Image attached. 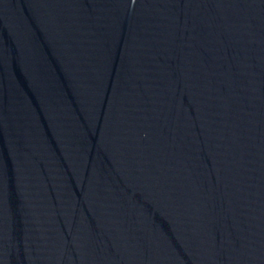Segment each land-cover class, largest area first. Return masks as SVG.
I'll use <instances>...</instances> for the list:
<instances>
[{
	"label": "water",
	"instance_id": "water-1",
	"mask_svg": "<svg viewBox=\"0 0 264 264\" xmlns=\"http://www.w3.org/2000/svg\"><path fill=\"white\" fill-rule=\"evenodd\" d=\"M0 264H264V0H0Z\"/></svg>",
	"mask_w": 264,
	"mask_h": 264
}]
</instances>
